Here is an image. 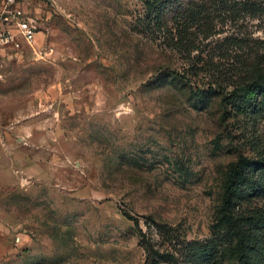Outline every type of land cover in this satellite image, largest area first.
Instances as JSON below:
<instances>
[{
	"label": "rangeland",
	"instance_id": "374dc122",
	"mask_svg": "<svg viewBox=\"0 0 264 264\" xmlns=\"http://www.w3.org/2000/svg\"><path fill=\"white\" fill-rule=\"evenodd\" d=\"M24 7L37 40L0 44V92L8 108L51 113L55 163L31 195L1 201L19 247L0 264H152L153 250L226 233V185L240 155L256 156L248 141L264 154V118L223 120L219 101L169 83L143 0ZM223 264H239L236 245Z\"/></svg>",
	"mask_w": 264,
	"mask_h": 264
},
{
	"label": "trees",
	"instance_id": "16d2710c",
	"mask_svg": "<svg viewBox=\"0 0 264 264\" xmlns=\"http://www.w3.org/2000/svg\"><path fill=\"white\" fill-rule=\"evenodd\" d=\"M143 4V28L161 51L169 83L185 82L197 96L219 101L223 120L241 117L255 127L264 118V0ZM248 142L256 156L238 157L221 206L227 232L187 242L178 255L153 250L152 264H223L234 245L239 264H264V154L259 139Z\"/></svg>",
	"mask_w": 264,
	"mask_h": 264
},
{
	"label": "crops",
	"instance_id": "0c3cea01",
	"mask_svg": "<svg viewBox=\"0 0 264 264\" xmlns=\"http://www.w3.org/2000/svg\"><path fill=\"white\" fill-rule=\"evenodd\" d=\"M3 46V45H2ZM6 96L0 92V261L18 251L14 244L13 226L7 221L1 201L11 192L29 191L36 180L50 178L55 163L50 149L53 144L51 113L22 110L19 105L8 108ZM49 156L39 157V152ZM17 240L26 241L25 234Z\"/></svg>",
	"mask_w": 264,
	"mask_h": 264
},
{
	"label": "built area",
	"instance_id": "2783aa9c",
	"mask_svg": "<svg viewBox=\"0 0 264 264\" xmlns=\"http://www.w3.org/2000/svg\"><path fill=\"white\" fill-rule=\"evenodd\" d=\"M38 30L24 7V0H4L0 7V44L18 48L21 42L32 45Z\"/></svg>",
	"mask_w": 264,
	"mask_h": 264
}]
</instances>
